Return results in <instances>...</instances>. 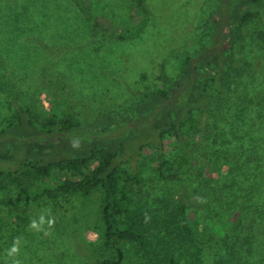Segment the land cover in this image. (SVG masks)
<instances>
[{
  "label": "rangeland",
  "instance_id": "rangeland-1",
  "mask_svg": "<svg viewBox=\"0 0 264 264\" xmlns=\"http://www.w3.org/2000/svg\"><path fill=\"white\" fill-rule=\"evenodd\" d=\"M144 2L148 16L138 36L118 41L114 36L127 35L133 30L129 21L130 0H83L84 6L94 9L106 34H93L91 24L70 0H0V60L3 65V69L0 67V86L5 82L6 74L19 86L23 104L32 102L35 93L40 91L38 100L44 110L50 109L51 102L58 112L68 115L71 120L89 121L103 112L120 110L135 99V93L159 85L156 78L160 74V63L164 64L165 72L173 75L174 54L193 56L195 34L203 19L209 11L214 14L212 20L216 18L214 0ZM261 6L264 9V0H261ZM263 19H256L242 32L245 39L239 46L238 58L245 57L248 61L253 55L256 64H250L251 70L247 68V72L241 70L243 73L238 78L231 73L230 83L237 91L234 89L228 94L226 104L211 107L205 128L199 134L194 137L182 135L171 144L170 163L163 168L171 180L157 178L158 158L150 145L142 148L138 161L132 158L130 165H123L131 168L128 173L133 171L138 175L139 188L133 189L135 193L131 197L147 209L150 218L158 216L154 213L158 200H170L173 209L179 203V193H184L188 199L185 214L194 238L209 243L225 239V244L234 248L232 251L225 249L222 255L227 254L242 264H264ZM9 114L6 99L0 93V129ZM135 138L134 146L141 141V134L137 133ZM19 141V137L13 139V142ZM127 156L124 154L119 159ZM204 162L209 164L208 168ZM203 170L210 172L214 180L204 182ZM0 201L6 202V206L0 203V217L8 214L7 207L22 209L28 202L14 188L0 196ZM97 201V194L86 199L58 196L33 213L38 219L45 218V223L40 225L43 234L38 237L30 227L22 235L23 238L31 233L37 235L38 241L44 244L41 247L45 248V257H38L35 264H69V259L59 254L66 250L60 244L64 241L75 244L72 239L81 238L75 227L91 220L87 212L94 209ZM64 202H67L68 210L60 211L58 203ZM224 214L228 216V222L221 227V236H209L200 218L216 219ZM52 217L56 223L51 227L53 229L47 224ZM156 222L157 218L149 219L151 226H156ZM55 229L61 233L56 234ZM74 230L80 235L73 233ZM44 231L49 234L45 235ZM155 235L152 230L147 238L149 249L156 256ZM84 237L91 241L95 235L88 232ZM235 239L239 240L237 244L233 243ZM78 247L68 249L73 264L79 258L78 254L83 256L86 252ZM177 247L174 243V249H181ZM9 252V249L5 250V259L13 255ZM181 252L184 259L176 261L177 264H196V258H203L202 264L216 261L214 255L206 257L202 253L195 257L192 249L188 252L181 249ZM161 254L158 251L154 258L156 264H170L168 257L163 259ZM173 256L177 259L176 252ZM116 259L128 264H143L131 247L121 248ZM88 264L94 263L91 260Z\"/></svg>",
  "mask_w": 264,
  "mask_h": 264
},
{
  "label": "trees",
  "instance_id": "trees-1",
  "mask_svg": "<svg viewBox=\"0 0 264 264\" xmlns=\"http://www.w3.org/2000/svg\"><path fill=\"white\" fill-rule=\"evenodd\" d=\"M70 1L91 24L93 34H106L93 8L84 6L83 0ZM214 1L216 18L212 20L214 14L209 11L203 19L195 34L193 56L174 54L173 75L165 72L164 64L160 63V74L156 78L159 85L135 93V99L114 113L103 112L89 121L71 120L68 115L58 112L51 102L50 109L44 110L38 100L40 91L35 93L32 102L23 104L19 86L4 74L5 82L0 86V93L6 99L10 114L0 129V196L7 195L14 188L28 202L22 209L7 207L8 214L0 217V264H15L16 261L35 264L38 257H45V248L41 247L44 244L37 239V235L41 237L43 234L42 228L41 231L30 228L32 220L37 224L40 222L33 213L45 202L58 196L86 199L93 194L98 195V201L94 209L87 212L91 220L75 227L81 238L74 237L75 244L69 241L60 244L66 250L59 254L69 259V264H73V257L68 249L75 245L86 250L83 256L78 254V263L74 261L75 264H88L91 260L94 264H128L116 259L121 248L125 247L134 248L143 264H156L154 258L158 251L163 259L168 257L170 264H177L176 261L184 259L181 249L185 252L192 249L195 257L202 253L206 257L214 255V264H242L227 254L222 255L225 249L232 251L234 248L228 247L225 239L209 243L194 238L185 214L188 199L184 193H179V203L173 209L170 200H158L154 210L158 216L150 218L147 209L131 197L135 193L133 189L139 188L138 175L133 171L128 173L131 168L123 166L130 165L132 158L138 161L142 148L150 145L158 158L157 178L171 180L163 170L170 163L171 144L182 135L194 137L199 134L205 128L211 107L226 104L228 94L234 89L237 91L230 83L233 79L231 73L238 78L244 69L245 72L247 68L251 70L250 64H256L251 54L248 61L238 56L241 41L245 39L242 32L256 19L264 17L261 0ZM130 3L129 21L133 30L127 35L117 34L115 40L137 37L147 21L148 7L144 0H130ZM261 39L264 42V36ZM0 67L3 69L1 60ZM137 133L141 134V141L134 146ZM17 137L20 143L13 142ZM77 138L80 147L73 148L71 142ZM124 154H128L127 158L119 159ZM204 165L205 168L209 166L207 162ZM202 176L206 183L212 179L207 170L202 171ZM0 203L6 206V202ZM58 204L60 211L68 210L67 202ZM156 218L157 225L151 226L149 219L154 221ZM227 219L224 214L216 219L203 217L200 221L213 237L221 236V227L225 226ZM27 229L37 235L31 233L23 238L22 232ZM76 230L73 233L78 234ZM152 230L156 232V256L151 253L147 238ZM88 232L95 235L91 241L84 237ZM59 233L56 230V234ZM237 241L235 239L233 243L237 244ZM174 243L181 249H174ZM14 244L18 252L5 259V250H11ZM173 252L177 253V259ZM202 262L203 258L195 260L196 264Z\"/></svg>",
  "mask_w": 264,
  "mask_h": 264
},
{
  "label": "clouds",
  "instance_id": "clouds-1",
  "mask_svg": "<svg viewBox=\"0 0 264 264\" xmlns=\"http://www.w3.org/2000/svg\"><path fill=\"white\" fill-rule=\"evenodd\" d=\"M72 147L73 148H79L80 147V140L77 138V139H74L72 142ZM45 223V218L44 216H41L40 217V222H39V225L37 224V222L35 220H32L31 223H30V227L33 228V229H36L37 231H41V228H40V225H43ZM55 223V218L52 217V218H49L47 220V224L49 226V228H51ZM44 234L45 235H48L49 233L47 231H44ZM18 247L16 246V244L13 245L12 249L10 250L9 252V255L11 256L12 254L14 253H17L18 252ZM15 264H20L19 261H16Z\"/></svg>",
  "mask_w": 264,
  "mask_h": 264
}]
</instances>
